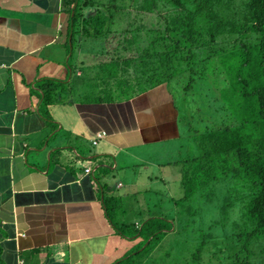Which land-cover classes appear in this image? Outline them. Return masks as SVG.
I'll return each instance as SVG.
<instances>
[{"label":"crops","instance_id":"crops-1","mask_svg":"<svg viewBox=\"0 0 264 264\" xmlns=\"http://www.w3.org/2000/svg\"><path fill=\"white\" fill-rule=\"evenodd\" d=\"M68 21L63 0H0L1 264H158L160 243L176 232L145 249L136 229L167 210L144 206L129 173L160 168L149 147L181 138L178 109L167 84L128 101L86 102L105 56L69 51ZM47 80L66 82L72 96L43 107ZM122 174L128 212L120 203L111 211L108 180Z\"/></svg>","mask_w":264,"mask_h":264},{"label":"trees","instance_id":"trees-1","mask_svg":"<svg viewBox=\"0 0 264 264\" xmlns=\"http://www.w3.org/2000/svg\"><path fill=\"white\" fill-rule=\"evenodd\" d=\"M127 1L139 11L166 12L165 22L147 31L146 46L137 32L125 38L129 55L116 48L100 63L98 93H87L86 102L128 101L172 80L188 95L186 154L168 163L181 166L185 193L136 233L148 250L168 232L187 231L198 253L216 241L218 251H229L221 264H253L252 242L264 237V0H63L69 51L86 37L109 38ZM41 86L43 107L64 101L66 82ZM119 199L107 197L110 210ZM201 202L218 203L206 225L197 224ZM195 228L210 232L198 240Z\"/></svg>","mask_w":264,"mask_h":264},{"label":"rangeland","instance_id":"rangeland-1","mask_svg":"<svg viewBox=\"0 0 264 264\" xmlns=\"http://www.w3.org/2000/svg\"><path fill=\"white\" fill-rule=\"evenodd\" d=\"M129 2L130 1H127L126 3L129 4V6L126 8V12L120 17V23L115 25L114 32L109 38L106 40L102 37L95 38L94 40L96 41L91 43L92 39H88V37H86L82 41V46H84V56H88L92 59V56H94L92 50H95L99 51V56H105L104 59L108 60L113 54L112 51L116 48L122 49L124 53L129 55V51L124 50V45L127 44V40L125 39L126 37L132 38L137 32H140L142 34V40L138 41V43L142 46H146L148 37L147 33L149 34L147 31L149 29H155L163 26L166 12L156 11L154 13H150L139 11ZM135 47L136 45H134V48ZM75 48L77 47L75 46ZM86 72L87 74H91L94 73V70L89 69ZM180 84L182 83L172 80L169 85V91L173 96L175 104L181 109V116L179 118L181 138L173 142H171V140L162 141L150 145V158L153 161L160 163V168L152 165H147L149 167L138 165L136 167V171L132 170L130 171L131 173H129L130 175L128 174L130 178L136 180L141 188L135 197H138L139 201H142L145 198L147 202H143L144 206H147L154 213H157L160 208L164 211L168 208H175V206H173L174 200L182 197L185 193L181 183V166L176 163L167 164L168 162H173L174 159H183L186 154V148L184 146V131L186 130L187 115L183 107L185 108L188 95L186 96L183 86ZM91 93L92 92L89 91L88 94L90 96H94ZM62 95L64 97L63 99L72 96L67 91H64ZM76 95H78V93H76ZM120 171L121 170H119V172ZM128 175L124 177L122 174V178L120 175L112 176L108 180V184L115 188L117 193L116 196L120 198L119 209L125 212H128V209L124 205L123 198L128 192ZM119 181L124 183V187L116 188ZM225 196H223V198ZM217 199L220 200V198ZM139 204L140 202H135L134 206L138 208ZM217 204V202H214L212 205H206L201 202L203 209L199 214L200 216L202 214V216L200 219L196 216L198 218V225L209 224V222L215 218L217 213L214 212V209ZM195 206L196 205L193 203V207ZM111 211H114V209ZM136 211V213L133 211H131V213L133 215L138 214L137 216H140V211L138 209ZM208 232H210L209 228H204L202 230L195 228L191 235L198 236V240H200L199 235H206ZM188 234H190V232L181 231V234H179L178 237L175 235L162 241L160 244L163 247L157 254L159 256L158 264H221L223 255L229 252L222 253L218 251L216 245L214 244L216 241H213L209 243L201 253H198L197 241H192ZM187 240H190L191 243ZM251 248L253 250V252H251V261L253 264H264V237L255 239L252 242Z\"/></svg>","mask_w":264,"mask_h":264},{"label":"built area","instance_id":"built-area-1","mask_svg":"<svg viewBox=\"0 0 264 264\" xmlns=\"http://www.w3.org/2000/svg\"><path fill=\"white\" fill-rule=\"evenodd\" d=\"M104 135H106V133L105 132H101V133H99L98 134V137H103ZM95 143H96V141H95ZM85 172L88 174V173H91L92 172V168L91 167H87L86 169H85Z\"/></svg>","mask_w":264,"mask_h":264}]
</instances>
